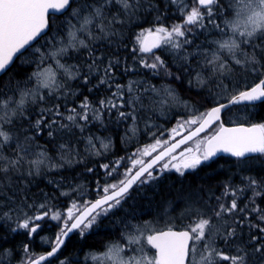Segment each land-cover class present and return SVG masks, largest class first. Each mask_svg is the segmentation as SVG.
<instances>
[{
	"label": "snow or ice",
	"instance_id": "1",
	"mask_svg": "<svg viewBox=\"0 0 264 264\" xmlns=\"http://www.w3.org/2000/svg\"><path fill=\"white\" fill-rule=\"evenodd\" d=\"M21 58L29 69L13 73ZM176 81L195 90L203 111ZM258 102L264 0H0V264H53L73 235H98L106 220L116 238L85 264H264V173L216 192L182 187L152 220L124 211L164 172L183 177L221 153L241 173L264 162V123L223 120ZM173 110L175 143L154 122ZM109 125L124 126V145L150 142L113 159ZM77 165L93 176L91 194L63 177ZM45 176L54 191L37 197L32 185ZM45 221L56 225L50 238L40 236ZM17 234L28 241L19 250L8 246ZM37 236L46 252L32 250Z\"/></svg>",
	"mask_w": 264,
	"mask_h": 264
},
{
	"label": "trees",
	"instance_id": "2",
	"mask_svg": "<svg viewBox=\"0 0 264 264\" xmlns=\"http://www.w3.org/2000/svg\"><path fill=\"white\" fill-rule=\"evenodd\" d=\"M56 20V24L59 25L63 23L66 19L64 16H59L58 19L53 17ZM52 33L50 32L44 39H40L37 43V47L44 46L48 39L51 37ZM21 58L15 61V64L12 66L13 73L23 74L25 70L29 69L30 65L23 64ZM251 82V81H250ZM176 89L177 93L182 97L189 99L190 101H197V107L204 110L206 105L203 104V99L195 95V90H189L187 84H181V82L176 81L171 85ZM176 111V112H175ZM226 115L223 116L225 125H250L255 123H264V103H257L255 108H245L244 105L234 106L232 109L226 111ZM179 119L178 110H173L169 113V117L165 119L161 116L159 119H156L154 122L161 126V131L165 133L167 130L171 129ZM114 131L112 133H107L112 137L115 149L112 155L113 159L116 156H124L130 153L134 147L149 143V138L141 136L138 138V144L129 143L124 145L121 143V138L124 132V126L121 125L116 127L115 125H109ZM143 127V125H141ZM204 133L202 136L210 134ZM200 138V137H199ZM198 139V138H197ZM107 162V161H104ZM63 171V177L66 183H81L84 186L85 192L91 194V189L93 187V176L86 173L84 170V165H77L75 167H70L67 170ZM258 172L264 173V162L261 159H256L254 163L251 164V171L248 172L247 169L244 173L240 172L238 167V162L235 161V158L230 156H220L212 161L205 163L200 168L195 171L186 172L185 176L181 177L176 172H166L160 176V179L154 182L151 186H145L144 192L140 195H137L135 200H130L128 206L125 207V212L128 210L132 211L135 208L136 215L146 220L149 218H155L154 214L157 215V205L163 201L171 202L172 196L176 195L180 189L186 188L189 185L204 188L205 191L216 192L219 190V187L222 183L227 181H232L236 184L240 183V176L243 174L256 175ZM55 175V174H53ZM50 176L40 177L37 181H34L32 185V190L35 196H39L41 191L52 193L54 191L53 185L48 183ZM57 180L61 179V176L56 175ZM102 172L97 177V179H103ZM64 198H60V206H62ZM151 201V203H150ZM55 202V201H54ZM151 213V215H149ZM123 214V213H122ZM44 227L42 232L46 229L49 231L50 223L43 222ZM55 229L56 227L53 226ZM100 234H93L90 238L82 240L79 236L73 235L72 238L67 241V247L62 250V255L59 256V259L53 258V264H60V261H75L74 264H81L78 260L82 257L84 250L89 249H102L103 244L110 239L116 238L115 228L111 225L109 221H105L104 225L98 230ZM2 234V233H0ZM28 242L27 237L23 234H17L14 239L9 241V247H17L22 243ZM32 250L37 254L46 252L48 247H42L40 243H37L36 240L31 243ZM19 250V249H18ZM13 264H17V261H13Z\"/></svg>",
	"mask_w": 264,
	"mask_h": 264
},
{
	"label": "rangeland",
	"instance_id": "3",
	"mask_svg": "<svg viewBox=\"0 0 264 264\" xmlns=\"http://www.w3.org/2000/svg\"><path fill=\"white\" fill-rule=\"evenodd\" d=\"M176 124H177V123H176ZM176 124H175L173 127H176ZM173 127H172V128H173ZM170 130H171V129L167 130V131L164 133V135L161 136L160 138H161V139H169V140H170V136H169V132H170ZM198 139H200V138L198 137ZM170 142H171V140H170ZM190 146H191V147H194V146H195V145H194V142H190V143L187 144L186 146L182 147V148L179 149L175 154L178 155L180 151H182V150H184V149H186L187 147H190ZM145 159H149V158H145ZM173 163H175V161H173ZM171 172H175V171H171ZM164 173H166V172H164ZM154 216L157 217L156 214H154ZM156 217H155V218H156ZM152 219H154V217H153V218L146 219V220H152ZM46 222L50 223V226H49V229H50V230H49V231H46V229H45L44 232H41V233H40V236H43V237H46V238H50V237L54 236V234H55V232L57 231V229H56V228H55V229L53 228V226L56 227L55 222H50V221H46ZM162 223H163V222H162ZM40 236H37L33 241L36 240V242H37V243H40V244L42 245V247H48V245H47L46 243H43V242L41 241ZM100 250H101V249H89V250H84V251L82 252V253H83L82 257L79 258L78 260L80 261L81 264H85V260H84V258H85V255H86V254H88V253H90V252H98V251H100ZM74 263H75V261H72V264H74ZM87 264H92V262H91V261H88Z\"/></svg>",
	"mask_w": 264,
	"mask_h": 264
},
{
	"label": "water",
	"instance_id": "4",
	"mask_svg": "<svg viewBox=\"0 0 264 264\" xmlns=\"http://www.w3.org/2000/svg\"><path fill=\"white\" fill-rule=\"evenodd\" d=\"M58 15V14H57ZM227 111V110H226ZM237 125V124H236ZM236 125H226L227 127H233V126H236ZM244 126H248V125H244ZM204 133H202L201 135H203ZM183 135H187V132H183ZM198 138V137H197ZM179 139H181V136H176V138H175V140H171V138H170V140H171V143H175V141L176 140H179ZM190 143V142H189ZM185 145H187V144H185ZM185 145H181V147H180V149L182 148V147H184ZM179 149H177V151H178ZM220 156H228L227 154H223V153H221V154H218L215 158H213V159H216V158H218V157H220ZM150 159V158H149Z\"/></svg>",
	"mask_w": 264,
	"mask_h": 264
},
{
	"label": "flooded vegetation",
	"instance_id": "5",
	"mask_svg": "<svg viewBox=\"0 0 264 264\" xmlns=\"http://www.w3.org/2000/svg\"><path fill=\"white\" fill-rule=\"evenodd\" d=\"M259 103V102H258ZM128 212H130V210H128Z\"/></svg>",
	"mask_w": 264,
	"mask_h": 264
},
{
	"label": "bare ground",
	"instance_id": "6",
	"mask_svg": "<svg viewBox=\"0 0 264 264\" xmlns=\"http://www.w3.org/2000/svg\"><path fill=\"white\" fill-rule=\"evenodd\" d=\"M176 112V111H175ZM107 134V133H106Z\"/></svg>",
	"mask_w": 264,
	"mask_h": 264
}]
</instances>
